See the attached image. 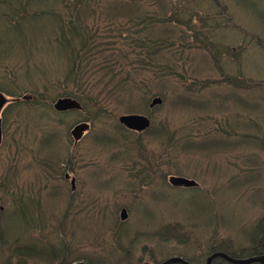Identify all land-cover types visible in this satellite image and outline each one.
I'll use <instances>...</instances> for the list:
<instances>
[{
  "label": "trees",
  "instance_id": "obj_1",
  "mask_svg": "<svg viewBox=\"0 0 264 264\" xmlns=\"http://www.w3.org/2000/svg\"><path fill=\"white\" fill-rule=\"evenodd\" d=\"M99 1L0 0V62L4 63L2 58L7 60V55L23 54L21 49H25L28 45L32 47V37L36 35L47 39L50 47L56 50L57 56L61 58L59 62L62 63V68L59 71L55 70L52 77H47L41 72L43 77L36 86L32 87L30 95L33 100L31 101L39 107L50 108L57 98L74 99L85 111L86 122L95 128L101 123L92 118L93 109L88 108L96 109L115 105L128 107L142 105L147 108L150 99L154 96L162 99V106L168 103L173 109L188 114L201 112L199 118L191 119L189 124L174 128L170 127L167 121L163 128L162 120L157 117L152 118L155 133L149 128L135 142L136 149L133 148L135 153L144 154V156L133 155V158L121 161L126 165L122 167V172L130 188L145 185L149 190L151 187H159L158 182L161 181L160 185L164 188L161 197L169 203L165 210L174 208L179 212V216L177 212H172L175 216L167 219L165 215L161 216L158 227L151 232V236L159 238V241L166 244L176 241L183 248L185 247L184 250L166 252L163 248H159L160 255L151 249L149 255H146L145 263H142V255L134 252L135 247L133 252L126 250L132 252L130 257L129 253L125 252V257H129L128 260L131 261L128 264H159L163 259L171 256L181 257L189 264H205L207 257L217 251L238 259L250 256L264 257V218L250 225L235 223L233 225H238L239 228L233 232L230 231L232 235L227 234V237L224 234L225 238L219 237L220 228L227 233L229 227L226 225V206H223L226 201L217 200L222 196V191H218L215 187L211 191L200 185L195 188L173 187L168 182L167 171L162 170L163 164H168L178 157V154L197 151L209 155L211 150L232 144L228 137L234 135L235 129L228 122V129L214 128L216 131L213 129L211 132L205 131L203 135L196 133L198 124L207 120L212 121L210 113L225 108L231 110L239 108L244 115L260 114L262 111L264 116V107L262 110L256 109L258 104L247 99L256 97L253 90H257L259 94L264 93L263 83L244 77V67L240 60L247 46L239 43L234 45L236 48L233 50L219 38V34L224 32L223 30L236 29L238 36L242 34L256 42L263 53L264 41L248 31L243 32L234 24L227 5L222 0H208L214 6L212 10L200 9V7L177 9L174 5L177 0H118L115 4L114 0H107L108 7L103 5L105 2L102 4ZM171 1L173 11L170 16H167L169 11L165 3L170 4ZM261 1L264 4V0ZM148 11L153 13L150 14ZM172 26L181 29L176 36L177 30L172 29ZM26 52H29V49ZM188 56H193L194 59L202 58L206 65L218 74V79L214 81L195 79L191 73H195L196 69L188 73L189 70L180 64L181 61L189 60ZM30 59L31 53L28 58L24 57L23 63L27 64L25 67L14 60L15 70L19 67L24 74L26 67H29V64L32 65L31 62L29 63ZM7 63L8 61L5 65ZM26 71L28 75L29 71ZM6 72L14 75L11 69H7ZM145 76H154V78L149 79ZM27 78L29 76L25 79L21 77L22 80L32 81ZM5 79L0 81V91L7 95L19 96L15 94L20 90L17 76ZM21 82L23 81L20 80L19 85ZM162 82L166 85L164 93L158 89H155L154 93L151 85ZM168 84L172 86L169 87ZM211 88L219 89L221 93H211L207 95V99H203L202 91ZM240 92L247 94L246 100L242 98L244 95H240ZM258 98L264 104V96ZM216 99H221V103L217 105ZM26 103L20 101L16 104ZM104 113L113 114L111 111ZM123 114H131V112ZM63 123L60 121V124ZM116 134L119 139L115 138L114 134H109L110 142L91 138L92 143L102 147L109 145L124 151L125 147L120 149V142L127 141L129 145L134 141L128 139L129 135L125 136L123 131L118 130ZM213 135L220 136L223 143L212 140ZM244 137L248 142L247 136L244 135ZM146 138L149 140L148 145L156 144L157 150L145 145ZM256 177L257 174L254 179ZM178 189L186 192L194 191V194H203L206 198H210L208 207L205 205L208 209L207 220H199L194 213L177 209L175 206L177 199L173 196ZM8 190L6 189V194L10 193ZM168 190H174V192L171 194ZM151 195L157 197V192L152 190ZM146 209L147 207L143 212ZM204 210L203 206L200 212ZM2 221L3 219H0V264H36L38 262L39 264H71L76 261H85L87 264H111L108 261L111 258L114 259L110 254H103L101 257L100 252L98 254L96 250L93 251L94 256L81 253L83 256L75 260L71 258L75 255L76 250L73 249L75 244L72 245L66 240L64 233L67 227L65 226L51 227L40 223L22 222L23 226L19 227L17 224L13 226L9 222ZM51 229H53V236L47 232ZM129 229L128 227L126 230L125 227L126 237L131 234ZM193 229L199 231L200 234L194 231L196 235H199L198 238L191 235ZM238 230L246 234L243 237L249 245L238 240V235L241 234H237ZM115 231H120L121 235L124 233L123 229ZM38 232L42 234L41 238ZM20 233V236L25 237L24 243L19 238ZM138 237L142 236L138 235ZM188 239L194 242L192 250L188 249ZM196 239L199 240L196 241ZM143 247L142 253L147 245ZM213 264L229 263L222 258H216Z\"/></svg>",
  "mask_w": 264,
  "mask_h": 264
},
{
  "label": "rangeland",
  "instance_id": "obj_2",
  "mask_svg": "<svg viewBox=\"0 0 264 264\" xmlns=\"http://www.w3.org/2000/svg\"><path fill=\"white\" fill-rule=\"evenodd\" d=\"M100 1L99 3L102 4L105 2L103 5L106 7L109 6L106 4L108 3L107 0ZM117 1L118 0H114V4ZM222 1L227 5L234 24L240 27L243 32L248 31L249 33L259 36L264 41V4L261 0ZM201 3L208 4L199 5L191 2L190 7L199 6L200 9L208 7L210 10L214 7L213 4H209L208 0H202ZM167 9L169 11L168 15L171 14L173 8L167 7ZM123 12H125V10H123ZM149 13L152 14L153 12L150 11ZM172 27V29L177 30L175 31L176 36L178 30L181 29L174 26ZM229 31L230 33L225 31L222 32L223 38L221 37L220 39H223L231 45L232 48L235 44L237 45L239 43L247 46V48L243 50L244 53H242L240 60L244 67V77L254 82L264 84V53L257 46L256 42L244 37L242 34H239L240 42L237 43V30L229 29ZM221 34H219V37ZM27 49H29V52H26ZM21 51L23 54L16 53L15 56H6L9 62L7 63L8 65H4L0 68V81L6 80L5 78H8V76L11 78V73L6 72L7 69H11V72L13 71L14 75L18 78V86L20 88L18 91L19 93H14L17 95H30L32 87L36 86L40 78L43 77L41 72L45 73L47 77H52L55 70H61L62 63L59 62L61 58L57 56L58 53L56 50L50 47L47 39H42L39 35L32 37V47L28 45L25 49H21ZM29 53H31L29 63L31 62L32 65L29 64V67H26L25 71H29L27 75L25 71L23 74L19 67L15 70V61L25 67L27 64L23 63V59L24 57L28 58ZM188 57H190L189 60L186 59L185 61H181L180 64L189 70L188 73L196 69L195 73H191L195 76V79H209L213 81L218 79V74L210 69L202 58L194 59L193 56ZM0 65H2L1 62ZM34 65L37 66V68ZM27 76H29L27 79H32V81L21 79V77L25 79ZM20 80L23 82L19 85ZM167 86L171 87L172 84H168ZM151 87L153 91L159 89L160 92L164 93L166 85L164 83L159 85L154 83ZM253 92L256 96L254 98H247L245 92H240V95H244L242 96L244 100L247 98L254 104H258L255 108L262 110L264 104L258 97L264 96V93L259 94L257 90H253ZM211 93L219 94L221 91L216 88H211L203 90L201 96L203 99H207V95ZM26 102V104L21 105L23 108H19L15 112L12 111V108L8 111L9 123L11 125L8 126L7 134L4 135L2 145L0 146V219H3L2 222H9L10 225L13 226L17 224L19 227L23 226L22 222L25 224L40 223L51 227L57 226V221L33 222L31 219L26 220L23 219V217H17L16 213L18 212L15 210L19 207L20 200H18L17 197L20 188L17 186V180L12 179L14 175L13 172L16 171V173H18L21 171V168L18 167V163H22V161L25 163L27 161L25 158L28 153L27 151L35 150L41 144H44L45 138L47 139V137H49L52 138V145L57 139V143L63 141V146L59 145L58 147L45 143L47 145L48 155L51 153L52 158H55L53 162L54 167L57 168L56 172L57 170L65 172L70 165L77 168L78 164H80L81 167H83L81 170L82 174L79 172L77 174H79L81 178L84 176L86 182L84 194L86 206L84 207V214L85 216H94L95 214L97 221L95 224L93 221H88L87 218L81 219V225L75 229L76 237L72 234L65 236L68 242L72 243V245L75 244L73 246V249L76 250L75 255L71 258L75 260V258L83 256L81 253L94 256L93 251L96 250L98 254L100 252L101 257L103 254H110L114 257V259L111 258L108 263L128 264L131 263V261L128 260L130 254L136 247V251L134 252L137 255H142V263H145L146 255H149L151 249L159 255L161 253L158 252L159 248H163L165 252L185 249V247L183 248V246L176 241H171L166 244L159 241V238L151 236V232L158 227L161 216L164 217L165 215V219H167L175 216L172 212H177L178 216L179 212L174 208L165 210L166 205L169 203L160 199L154 201V205L159 206V208L154 206V208L146 214L148 216L147 219L150 220V224H148L146 220L137 219V208L142 209L145 208L146 205H152L153 203L148 201V194H146L147 189H144L142 192L141 190L130 189L125 181L126 179L122 172V168L119 167L120 162L113 161L114 155H125L126 153L128 159L133 158V155L144 156V154H138L133 151V148L136 146L135 142L142 135L139 138L129 137L128 139L134 140L132 143H129V145L127 141H125V143L120 142V149L125 147L124 151L109 145H107V147L94 146L92 143L91 136L98 134L97 131L99 129L105 128L112 131L115 130L113 120L114 117L116 118L118 116H115L116 114L124 111L131 113L143 111L142 105L137 107L127 106V110L124 106H111L109 107V111L113 113L111 115L104 113L106 110L103 108H96L98 110L88 108L89 110L93 109L94 115H92V118L98 120L101 126L99 127L98 125L92 132L86 134L81 141L73 147V141H68L69 124L77 120L78 117H85L86 114L84 110L80 113L53 117L46 113V110H50V108L39 107L36 104L38 106L37 108L32 101ZM215 103L218 105L221 103V99H216ZM160 111L163 114L162 122L164 124L162 123L161 125L163 128L165 127L166 121L172 128L189 124L191 119L199 118L201 113H183L173 109L168 103H166ZM156 115H158V112H156ZM210 116L212 117V121L207 120L198 124L195 129L196 133L198 135H203L205 131L211 132L215 130L214 128H217V130L221 128L228 129L229 123V125L233 126L235 129L233 131L234 135L228 137L232 144H229L228 147L223 145L221 148L211 150L209 155L201 154L197 151H190L187 154H178V157L172 159L168 164L164 163L163 166L164 171L168 173V177L181 176L186 179L194 180L200 186H205L206 189L209 188L211 191L214 187L218 191H222V196L218 197L217 200L224 199L226 201V204L223 205L226 206L225 209L227 212L225 214L227 221H229H226V225L229 227L232 225V227L227 228V233L220 228L218 236L225 238L224 234L227 236V234H231L230 231L233 232L239 228L238 225L233 224L241 223L250 225L264 218V116H262V111L260 114L244 115L240 112L239 108L235 110H231L230 108L217 110L216 112L210 113ZM248 118L251 120H247ZM60 121L64 123L61 125L59 124ZM247 121L252 122L248 123ZM55 128L59 129V133L54 137L49 132ZM127 134L128 133L125 132V136H128ZM244 135L247 136L248 142ZM116 138L119 139V136H116ZM211 139L223 143L220 136L213 135ZM148 144L149 140L146 138L145 145L149 147L150 145ZM150 147H152L153 150H157L156 144ZM229 147H233L234 149H230V151L228 149ZM29 156L32 157L34 161L35 156ZM77 156H79V158ZM255 174H257V177L254 179ZM24 175L33 176L34 179L36 178L31 170L24 171ZM160 182L161 181H159L158 184H160ZM32 183H35V181L33 180ZM56 184H59V182ZM56 184L54 183L52 187L54 188ZM153 188V190L157 189V187ZM158 188L162 192L164 191L161 185H159ZM6 189H9V194L5 193ZM37 189L38 187L33 190L37 191ZM179 189L175 192L174 190H168L169 193L172 194L174 192L175 194L173 197L177 199L175 202L177 209L179 211L185 210L189 213L192 212L199 220H207L208 209H206L205 205L208 207L210 198H206L203 194H194V191L186 192ZM169 193L167 194L171 196ZM62 195L65 196V194L61 192L44 193L47 200H50L51 197L54 201L60 200V205L63 204ZM203 206L205 210L201 213L200 209ZM59 208L61 211L60 214H62L63 206ZM122 208L127 209L128 212L129 218L125 221L126 224L128 223L127 225H120L122 221L119 215ZM12 209H14L15 213ZM37 216V212H34L33 218ZM108 224L111 226H108ZM125 227L126 230H128V227L130 228L129 231L131 234L129 237L125 236V233H127ZM116 229H123L124 233L121 235L120 231H115ZM69 231L70 230L66 231L64 235ZM192 231L191 235L198 238L199 235L194 233L197 229H193ZM47 232L53 236V229ZM239 233H241V230L237 231V234ZM37 234L41 238L42 234L40 232ZM197 234H200L199 231H197ZM20 235L21 233L19 234V238L23 242L25 237L23 238V236ZM138 235L142 237H138ZM243 235L246 234H239L238 240L240 239L245 245H249V242H245ZM199 239H196V241ZM74 240L76 241L74 242ZM187 242L188 249L192 250L194 242L192 239H188ZM145 244L148 245V248L142 253L141 250H144L143 245ZM126 250H131L132 252ZM125 252L129 253V257H124ZM101 263H103V261ZM36 264H39V262Z\"/></svg>",
  "mask_w": 264,
  "mask_h": 264
},
{
  "label": "flooded vegetation",
  "instance_id": "obj_3",
  "mask_svg": "<svg viewBox=\"0 0 264 264\" xmlns=\"http://www.w3.org/2000/svg\"><path fill=\"white\" fill-rule=\"evenodd\" d=\"M149 117L151 118H160L163 119L162 114L161 115H155L152 111L149 110ZM68 112V111H67ZM82 117H78V120L80 121ZM2 122L1 113H0V123ZM83 121L79 122L76 125H73V127L70 130V135L72 136L74 140V136L78 137L80 126ZM75 127H78L77 132H73V129ZM162 128V127H161ZM122 129V128H121ZM126 133L135 136L136 138H139L142 134V132H136L133 130L126 131L122 129ZM155 129H153L151 132L155 133ZM117 131L114 132L115 136H118L116 134ZM159 133V131H157ZM53 134V133H52ZM79 140L77 141V143ZM75 143V140H74ZM76 143V144H77ZM51 150V149H50ZM34 155V161L32 157H30V161L32 162V167H36L35 174L37 175L34 179L33 176L25 177L23 175L25 164L20 162L18 163V167L21 168V171L17 173V186H19L20 191L18 193V198L20 200L21 207H25L27 210L26 213L23 214V219H32L34 212H37V217H45L48 220H62V222H67L69 218H75L77 217L78 221L83 218V210H84V194H85V177H80L78 172L81 173V170L83 167H81L80 164H78L77 168H74L75 166H69L67 167V170L64 172L63 175L60 176V178H57L54 180L55 171H54V160L55 158H52V154L48 153L46 155L44 154H31ZM79 158V156H77ZM115 158L121 157L120 155H115ZM128 158L127 155H123L124 158ZM75 160V158H74ZM122 161V159L120 160ZM79 162V160H78ZM20 165V166H19ZM119 167H126L125 164H119ZM61 173L60 170H58V174ZM82 174V173H81ZM58 176V175H57ZM33 180L35 181L33 185ZM54 181L59 182V184H56L53 188ZM71 182H73L74 186L71 187ZM61 183L63 185H61ZM38 187L37 191H34L33 189ZM143 188V187H140ZM61 192L64 193L65 196L62 195V199L64 200L63 205V213L60 214V206H55L53 203V198L51 197L50 200H47L45 198L44 193H50V192ZM26 195V196H25ZM22 216V215H21Z\"/></svg>",
  "mask_w": 264,
  "mask_h": 264
},
{
  "label": "water",
  "instance_id": "obj_4",
  "mask_svg": "<svg viewBox=\"0 0 264 264\" xmlns=\"http://www.w3.org/2000/svg\"><path fill=\"white\" fill-rule=\"evenodd\" d=\"M2 101H3V99L0 96V105H1ZM159 102H160L159 100L154 99L151 105H154V104L159 103ZM73 105H76L73 101H69L67 99H62V100L57 101L55 108L58 110H62V109H66L68 107H72ZM120 122L124 123L128 128L137 129V130H142L148 126L147 120H145L141 117H137V116L122 117L120 119ZM170 183L177 184V185H192L193 184V182L188 181L184 178H171ZM122 215H124V211H122ZM218 257L225 259L230 264H251V263L264 264V257H247V258H243V259H234V258H231L224 253H221V252H215V253L211 254L207 258L206 264H212V261ZM172 263L188 264L185 260H183L182 258H179V257L169 258V259L165 260L164 262H162L161 264H172ZM74 264H85V263L78 262V263H74Z\"/></svg>",
  "mask_w": 264,
  "mask_h": 264
},
{
  "label": "bare ground",
  "instance_id": "obj_5",
  "mask_svg": "<svg viewBox=\"0 0 264 264\" xmlns=\"http://www.w3.org/2000/svg\"><path fill=\"white\" fill-rule=\"evenodd\" d=\"M2 62H4V63H2V65H5V63L8 61V60H6V59H4V58H2ZM9 62V61H8ZM2 65H0V68L2 67ZM6 65H8V64H6ZM12 76H15V75H11V77ZM8 78H10L9 76H8ZM76 139V138H75Z\"/></svg>",
  "mask_w": 264,
  "mask_h": 264
}]
</instances>
